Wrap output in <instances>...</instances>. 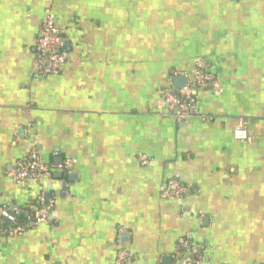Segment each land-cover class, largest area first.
<instances>
[{
  "label": "crops",
  "instance_id": "0c3cea01",
  "mask_svg": "<svg viewBox=\"0 0 264 264\" xmlns=\"http://www.w3.org/2000/svg\"><path fill=\"white\" fill-rule=\"evenodd\" d=\"M47 9L70 61L42 76ZM197 62L212 81L180 120L161 97ZM31 147L51 174L16 184ZM41 195L49 220L0 233V264H177L185 236L208 264H264V0H0V228Z\"/></svg>",
  "mask_w": 264,
  "mask_h": 264
},
{
  "label": "built area",
  "instance_id": "2783aa9c",
  "mask_svg": "<svg viewBox=\"0 0 264 264\" xmlns=\"http://www.w3.org/2000/svg\"><path fill=\"white\" fill-rule=\"evenodd\" d=\"M35 60L39 74L57 75L59 74L67 62L70 61V56L65 50V38L59 32L52 12L47 9L41 20L40 28L35 44ZM49 66L45 67V63ZM193 80H188L184 87L179 90H174L169 84L161 97V106L168 109L178 119L186 120L191 117V109L193 106L192 92L194 87L201 86L212 81V76L207 74L202 68V63L197 62ZM233 139L237 142L249 143L250 136L248 131V121L240 119L233 131ZM141 164L147 165L150 163L145 156H141ZM52 168L44 163L39 157L36 147H31L29 156L25 160L16 162L14 167L7 172V176L16 184L24 183L28 180H39L42 177L50 176ZM185 192V188L175 180H169L160 188V196L163 199H176L181 197ZM40 209L37 210L35 217H30L26 224L15 221L8 225L6 231L0 228V233L7 232L15 236H19L25 232L28 223L40 225L49 220V212L52 204L46 203L42 195L38 197ZM10 210L8 207H0V224L1 216L4 212ZM19 213L18 210L13 209ZM201 248L190 243V237L185 236L180 238L177 243V264H208L200 253ZM128 261L125 251H120L117 255L116 264H122Z\"/></svg>",
  "mask_w": 264,
  "mask_h": 264
},
{
  "label": "water",
  "instance_id": "95a60500",
  "mask_svg": "<svg viewBox=\"0 0 264 264\" xmlns=\"http://www.w3.org/2000/svg\"><path fill=\"white\" fill-rule=\"evenodd\" d=\"M173 84L175 88H182L186 84V78L181 76H176L173 78ZM4 216L7 217V221L10 219V222L14 219V214L12 211L4 212Z\"/></svg>",
  "mask_w": 264,
  "mask_h": 264
},
{
  "label": "trees",
  "instance_id": "16d2710c",
  "mask_svg": "<svg viewBox=\"0 0 264 264\" xmlns=\"http://www.w3.org/2000/svg\"><path fill=\"white\" fill-rule=\"evenodd\" d=\"M34 205L36 206L37 205V208L38 209H40V205H39V203H38V201H34ZM34 211L35 210H29V211H27V212H25L24 214L23 213H20V216H19V219H18V221L20 222V223H23V224H26L27 223V220H28V218L29 217H35V214L36 213H34Z\"/></svg>",
  "mask_w": 264,
  "mask_h": 264
}]
</instances>
